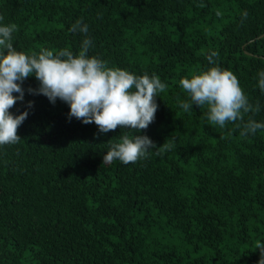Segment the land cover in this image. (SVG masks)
<instances>
[{
	"label": "trees",
	"instance_id": "obj_1",
	"mask_svg": "<svg viewBox=\"0 0 264 264\" xmlns=\"http://www.w3.org/2000/svg\"><path fill=\"white\" fill-rule=\"evenodd\" d=\"M0 17L17 26L12 43L26 54L78 55L85 37L70 28L82 20L89 58L166 84L154 122L134 135L157 148L174 142L162 155L103 164L128 129L101 134L69 119L66 103L30 94L39 81L26 79L9 110L29 113L21 140L0 146V264H258L264 129L241 136L232 122L210 124L206 106L185 112L179 81L212 66L231 71L260 106L243 122L264 123V0H0Z\"/></svg>",
	"mask_w": 264,
	"mask_h": 264
},
{
	"label": "clouds",
	"instance_id": "obj_2",
	"mask_svg": "<svg viewBox=\"0 0 264 264\" xmlns=\"http://www.w3.org/2000/svg\"><path fill=\"white\" fill-rule=\"evenodd\" d=\"M243 15L247 17L246 12ZM16 30L15 24L0 26V146L14 145L21 140L17 130L29 113L25 111L14 116L9 110L18 100L23 101L21 84L34 75L40 86L29 88L28 92L44 95L52 104L57 99L66 103L70 108L69 119L75 118L85 125L94 123L101 134L115 131L118 126L128 129L120 135L119 142L110 143L103 164L118 160L128 165L147 158L150 149H156V155L173 149V141L157 148L146 135H134L154 122L158 107L156 98L167 87L158 76H137L127 70L109 68L106 61L96 57L89 58L87 53L92 41L87 37L88 25L82 20H77L70 28L71 32L85 37L78 55L68 48L58 52L42 49L38 54L17 51L12 43ZM214 58L218 59L216 51L206 57L210 65L216 64ZM258 77V87L264 93V71L259 72ZM179 85L189 97V101L179 102L185 112L193 105L206 106V119L210 124L224 129L232 122L241 128V136L254 135L257 130L264 129V123L251 118L243 122L245 114L259 112L260 106L249 103L231 71L212 66L191 78H182ZM31 106L29 102L28 107ZM256 250L260 252L258 264H264V243H257Z\"/></svg>",
	"mask_w": 264,
	"mask_h": 264
}]
</instances>
